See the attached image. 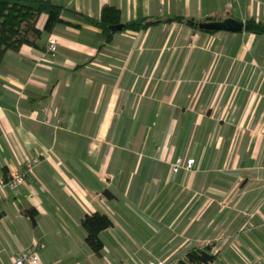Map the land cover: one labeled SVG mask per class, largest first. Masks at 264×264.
I'll use <instances>...</instances> for the list:
<instances>
[{
  "label": "crops",
  "instance_id": "crops-1",
  "mask_svg": "<svg viewBox=\"0 0 264 264\" xmlns=\"http://www.w3.org/2000/svg\"><path fill=\"white\" fill-rule=\"evenodd\" d=\"M53 1L160 22L110 41L97 26L60 24L55 53L44 35L43 47L23 45L3 63L0 175L49 157L33 180L0 190V264L26 247L39 264H183L208 246V264L264 258V34L199 27L264 22V0ZM178 156L194 168L173 173ZM99 210L114 221L101 255L82 225Z\"/></svg>",
  "mask_w": 264,
  "mask_h": 264
},
{
  "label": "trees",
  "instance_id": "trees-1",
  "mask_svg": "<svg viewBox=\"0 0 264 264\" xmlns=\"http://www.w3.org/2000/svg\"><path fill=\"white\" fill-rule=\"evenodd\" d=\"M44 16H46V20L44 25L41 26V20ZM184 19V16H177L168 21H183ZM209 19L216 20L215 18ZM187 21L189 24L197 26L192 19ZM159 22L146 20L125 23L122 19L121 9L112 4L103 5L100 16L92 17L74 8L58 4L53 0H0V69L8 58L19 54L23 45L43 47L41 45L43 36L51 35L60 24L77 28H80L84 23L97 26L102 31L105 39L110 41L115 34L123 30H145ZM121 24H124L123 29H116V26ZM245 30L264 34V22L250 18L245 22ZM9 173L2 176L7 178ZM25 212L33 221L36 220L38 214L36 208L31 207ZM82 225L86 230L87 244L94 253L101 255L104 249L101 233L114 225L113 219L107 213L99 210L86 214L82 219ZM216 259L217 255L212 253L211 247L208 246L190 251L186 256V260L180 262L183 264H208Z\"/></svg>",
  "mask_w": 264,
  "mask_h": 264
},
{
  "label": "built area",
  "instance_id": "built-area-1",
  "mask_svg": "<svg viewBox=\"0 0 264 264\" xmlns=\"http://www.w3.org/2000/svg\"><path fill=\"white\" fill-rule=\"evenodd\" d=\"M231 3H235L238 0H228ZM48 51L55 52L58 48V39L55 35H51L49 37V41L47 44ZM46 120H50V115L46 116ZM49 156L39 155L35 157H27L24 160L25 169L21 171H11L7 178L0 175V190L5 191L7 188L10 189H18L21 185L25 184L28 179L33 180V172L34 169L40 165L45 158ZM196 163L195 158L189 157L184 158L182 156H178L172 162V172L178 173L180 170H191L194 168ZM13 260L15 264H39L40 256L35 247H26L23 250L19 251L13 256ZM264 264V258H260L256 261V263ZM144 264H173V262L167 261L165 259H155L150 260Z\"/></svg>",
  "mask_w": 264,
  "mask_h": 264
},
{
  "label": "water",
  "instance_id": "water-1",
  "mask_svg": "<svg viewBox=\"0 0 264 264\" xmlns=\"http://www.w3.org/2000/svg\"><path fill=\"white\" fill-rule=\"evenodd\" d=\"M124 24L116 26V29L122 30ZM199 27L203 30L209 31H232V32H240L245 28V24L241 20H237L235 18L229 17L224 20H215V21H205L200 22Z\"/></svg>",
  "mask_w": 264,
  "mask_h": 264
},
{
  "label": "rangeland",
  "instance_id": "rangeland-1",
  "mask_svg": "<svg viewBox=\"0 0 264 264\" xmlns=\"http://www.w3.org/2000/svg\"><path fill=\"white\" fill-rule=\"evenodd\" d=\"M50 36H51V35H50ZM50 36H49V37H50ZM48 41H49V39H48ZM47 50H48V48H47ZM49 52H51V51H49ZM154 250H156V247H153V251H154ZM262 257H264L263 254H262ZM165 260L170 261V259H166V258H165ZM179 263H180V262H179ZM250 264H259V263H258V262H257V263H256V262H251Z\"/></svg>",
  "mask_w": 264,
  "mask_h": 264
}]
</instances>
